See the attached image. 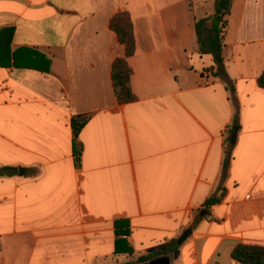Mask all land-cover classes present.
I'll return each instance as SVG.
<instances>
[{
    "label": "crops",
    "instance_id": "crops-1",
    "mask_svg": "<svg viewBox=\"0 0 264 264\" xmlns=\"http://www.w3.org/2000/svg\"><path fill=\"white\" fill-rule=\"evenodd\" d=\"M123 12L136 41L126 105L112 82L126 52L110 29ZM213 13V0H0L12 52L51 63L0 67V264H133L188 229L172 264H236L238 245L264 247V0H233L221 75L234 94L199 52L195 23ZM77 117L88 118L79 169ZM117 222L131 256L117 253Z\"/></svg>",
    "mask_w": 264,
    "mask_h": 264
},
{
    "label": "trees",
    "instance_id": "trees-1",
    "mask_svg": "<svg viewBox=\"0 0 264 264\" xmlns=\"http://www.w3.org/2000/svg\"><path fill=\"white\" fill-rule=\"evenodd\" d=\"M214 13L204 19L197 20L195 23L196 35L198 38L200 54L212 55L218 67L224 65L223 50L228 29V17L230 16L233 0H213ZM110 29L117 35L118 41L126 52L125 58L117 59L112 67V82L117 101L120 105L133 103L137 100L132 87V69L129 65V59L135 54L136 41L134 36V27L131 16L127 12L119 13L110 21ZM14 30L6 28L0 31V67L30 68L42 71H49L50 61L42 54L28 50L19 49L12 52L11 41L13 39ZM222 76L232 94L235 88L219 71L216 73ZM258 84L264 88V72L258 79ZM88 118L77 117L72 121V130L74 135L73 154L76 168L81 167L83 145L79 141V135L85 126ZM233 127H239L238 120L235 121ZM234 130H229V136L226 143L230 147V152L226 153L223 164L222 182L224 183L229 176L230 159L233 145H230ZM11 169V168H9ZM12 170V169H11ZM3 175L0 172V176ZM226 195V189L223 185L219 187L218 192L214 193L205 203V211L202 219H206L210 215V208L220 204ZM200 213V212H199ZM199 220V219H198ZM198 222H196V225ZM116 250L118 254L133 255V249L127 244L129 236V226L125 222L116 223ZM179 239L168 242L163 251H158L147 256L140 257L133 264H144L157 257H172L180 250L182 246L178 244ZM126 245L125 249H121V245ZM232 258L236 264H264V247L256 245H238L233 253Z\"/></svg>",
    "mask_w": 264,
    "mask_h": 264
},
{
    "label": "water",
    "instance_id": "water-1",
    "mask_svg": "<svg viewBox=\"0 0 264 264\" xmlns=\"http://www.w3.org/2000/svg\"><path fill=\"white\" fill-rule=\"evenodd\" d=\"M219 72L221 74L225 73V66L224 65L219 67ZM237 132H238V129H235L234 130V135L232 137L233 144L236 142ZM191 234H192V230L191 229L186 230L182 234V236L179 238L178 244L180 246H182L189 239ZM144 264H172V260L168 256H161V257H157V258H155V259H153V260H151V261H149L147 263H144Z\"/></svg>",
    "mask_w": 264,
    "mask_h": 264
},
{
    "label": "rangeland",
    "instance_id": "rangeland-1",
    "mask_svg": "<svg viewBox=\"0 0 264 264\" xmlns=\"http://www.w3.org/2000/svg\"><path fill=\"white\" fill-rule=\"evenodd\" d=\"M185 231V230H184ZM175 264V263H174Z\"/></svg>",
    "mask_w": 264,
    "mask_h": 264
}]
</instances>
